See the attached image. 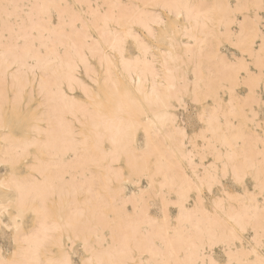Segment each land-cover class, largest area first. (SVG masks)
Listing matches in <instances>:
<instances>
[{
	"label": "bare ground",
	"instance_id": "1",
	"mask_svg": "<svg viewBox=\"0 0 264 264\" xmlns=\"http://www.w3.org/2000/svg\"><path fill=\"white\" fill-rule=\"evenodd\" d=\"M129 28L146 48L129 40L122 61L113 42ZM262 34L264 0H0V206L19 197L54 210L52 239L31 214L19 236L15 227H0L12 231L11 253L0 249V262H46L75 243L82 260L97 264H184L205 255L220 264L217 247L222 264L258 260ZM81 75L97 87L89 89ZM187 101L200 106L191 132ZM11 119L15 126L26 120L23 135L9 132ZM141 178L147 189L125 195L123 184ZM224 179L240 194L207 204L203 192L212 194ZM152 196L162 205L159 220L148 212Z\"/></svg>",
	"mask_w": 264,
	"mask_h": 264
},
{
	"label": "rangeland",
	"instance_id": "2",
	"mask_svg": "<svg viewBox=\"0 0 264 264\" xmlns=\"http://www.w3.org/2000/svg\"><path fill=\"white\" fill-rule=\"evenodd\" d=\"M51 21L54 23L56 20L54 18H52ZM150 41H152V40H150ZM150 41H149V43H152ZM155 43H157V42H153L152 44L153 45H156L157 47L163 48V45H161L160 43H157V44H155ZM155 51L158 53V50L157 49ZM94 67L96 68L98 74H100L101 73V69H99L96 65H94ZM81 77H82L83 81L85 82V84L92 91L97 87L96 84L88 81L82 75H81ZM243 92H245V89L244 88L241 87V88L238 89V93L239 94H244ZM261 92H262L261 90L258 91V93L260 94V97L263 96V94ZM220 95H221L222 98L225 97L223 94H220ZM76 96H78V97L82 98L83 100H85L84 97H82V96H80L78 94V92H76ZM262 98H264V97H262ZM187 102H188V105L186 106L187 111H185V113H184V118H185V120L188 122V124L190 126V127H188V131L191 132V131H194V130H196L198 128L197 127V123H195L196 121L194 119L193 113L195 112L194 109H197L200 106L194 105V104H192L189 101H187ZM35 103L36 102H33L28 107V109H30ZM28 109H25L24 112L27 113L28 112L27 111ZM256 112H257V116H256L255 120L258 123H261L262 124V127L264 128V107H261L259 109H256ZM175 114L178 115L179 114V111H175ZM7 115H9V112L7 113ZM24 116H23V118H24ZM19 117H20V113H19ZM15 121H16L15 119H11V121H10L11 123L9 125V132H11L12 134L13 133L16 134V136L17 135L18 136H21V135L24 134L23 131L26 129V128L23 127L24 123H26L25 122L26 120L25 119H22V122L18 126H15ZM190 122H191L192 125L190 124ZM21 125H22V127H21ZM260 131H261L260 129H257V132L260 133ZM196 144L197 145H200L201 144V141L197 139L196 140ZM136 147L138 149H142L143 148V142H142L140 133H138V135H137ZM208 160L209 159H207L205 161V163H207ZM2 170H3V167H0V172ZM3 173L4 172L2 171L1 174H3ZM222 181L223 182H221L220 185H218L217 187H215L213 189V193L212 194H208L206 191L203 192V197H204V199H205V201H206L207 204L210 202V199L212 197H215V196H217V197H219V196L226 197L225 196V193L226 192H228V193L229 192H232V193H235L236 192V193L240 194V192H241V187L240 186H232V181L230 179H224ZM135 182L136 183L126 182V183L123 184L124 185V193L128 197L131 196V195H133V194L134 195H137L139 189L146 190L147 187H148L147 180L144 179V178H141L138 181L135 180ZM245 185H246V187L248 186L247 188H249V189L251 188V182H250L249 178H246L245 179ZM169 199L170 200H174L175 199V196L174 195H170L169 196ZM192 199H193V196H191V199L189 200L188 206H191L192 205ZM148 204H149V207H148L149 214L154 219L159 220L160 217H161V215H162V210H163L162 209V205H161V203L159 201V198L157 196H152L151 199L148 201ZM127 209L128 210H131V208H130L129 205L127 206ZM167 211H168V215L170 217L171 222L174 223V217L176 215V207L173 206L172 204H169L167 206ZM4 220H5L6 223H8V220L7 219H4ZM29 222H30V217L27 216L26 217V223H27V225L29 224ZM28 227H29V225H28ZM11 233H12V231L9 230V229H4L3 232L0 233V249H1L2 254H3L4 257H8L10 255V253H11V250H12V241H11V236H10ZM250 234L251 233L249 232V233H247L245 235V239H244L245 242L243 243V247L246 248V249L248 248V245H249V241H250L249 240L250 239L249 237H250ZM237 246H239V245L237 244ZM68 252H69V254L70 253H74L73 258L76 259L77 261H80V260H82V259L85 258V254L83 253V251H82V249H81V247H80V245L78 243H75L68 250ZM214 257L218 260V262L220 264L224 263V258L225 257L223 255V253L221 252L220 248L217 247V248L214 249Z\"/></svg>",
	"mask_w": 264,
	"mask_h": 264
},
{
	"label": "snow or ice",
	"instance_id": "3",
	"mask_svg": "<svg viewBox=\"0 0 264 264\" xmlns=\"http://www.w3.org/2000/svg\"><path fill=\"white\" fill-rule=\"evenodd\" d=\"M180 17H177V25L179 22ZM160 23H163L160 21ZM141 26L146 27V30L149 32L150 35H153L155 38L154 33L152 32L151 27L145 25L141 22ZM134 40L138 48H146L143 42L140 40V37L136 36L135 33L132 31L131 28L128 29L126 33L122 36L119 34L117 35V39L113 42V51L119 50L121 54V60L124 59V49L127 47L128 41ZM261 77L264 79V34L261 35ZM139 57H137V60ZM155 93V87L153 89ZM157 100H159V96H157ZM178 135H183V133L178 132ZM216 178H213L215 180ZM264 190V189H262ZM54 210L48 208L47 202H41L40 200H34L32 202H27L22 198L16 197L14 199H9L8 204L6 206H0V221L3 219H7L8 223H0V227L2 228H9V226L15 227L17 235L22 234V229H27L28 225L26 223V217L28 214H31L35 217L33 223L38 224L40 229L43 230L45 239H52L49 235V232L52 229L49 227V220L53 215ZM75 220L74 217L70 216L68 224L66 227L71 228L74 226ZM207 251V247L205 248ZM74 253L65 254L63 249L59 253L53 250L52 256L58 258H50L46 262L44 260H39L34 262V264H97L95 261L91 260H80L77 261L73 258ZM203 255V253H200ZM2 264V262H0ZM184 264H216L214 260H211L208 256H204V258L197 259L194 261H185ZM228 264H235L234 261L229 260ZM241 264H264V238L261 239V255L258 260L256 261H245L241 262Z\"/></svg>",
	"mask_w": 264,
	"mask_h": 264
}]
</instances>
